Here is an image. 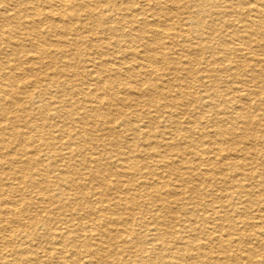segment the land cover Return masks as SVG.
I'll list each match as a JSON object with an SVG mask.
<instances>
[{
  "label": "bare ground",
  "instance_id": "bare-ground-1",
  "mask_svg": "<svg viewBox=\"0 0 264 264\" xmlns=\"http://www.w3.org/2000/svg\"><path fill=\"white\" fill-rule=\"evenodd\" d=\"M8 1L11 0H0V3L2 2L8 3ZM119 1L120 0H15L17 6L16 9L5 8L4 10H2L3 8L0 7V44H1L0 45V153L3 152L2 150H4V148H8L9 151L10 149H12V151L14 150L13 152L10 151L11 153L9 152V154L6 155L0 154V227H2V229L7 231L6 234L3 235L0 234V244H1L0 264H23L24 262L27 261L37 264L40 251L33 249L28 244L30 240L31 241L38 240L40 243L45 242L47 244V246L44 249L45 251L48 252V255L45 256L47 258V261L56 258V256H52V255H59V258L57 259L59 261H56L58 264H68L69 261H74V260L75 263L76 262L78 263V261H80L79 260L80 258L77 257V254H81L82 252L80 249L78 250L79 245L77 242L80 240L81 237H84V239L88 238V240L85 241V244H83L84 253L87 256H89L90 259L92 258H97L99 260L101 259L106 264L108 261L106 259V256L107 255L111 256V253H113L112 248H110L111 246L119 249L121 253L129 252L134 247L137 248L138 250H142V252L145 254L143 259H141V261L132 260L133 262L131 264H180L182 259L191 260L193 264H214V263L217 264L218 263L217 261L220 260L221 258H222L221 262H225V264H236V262H238L239 259L249 260L248 259L249 257L247 258L243 256L241 253L243 252L242 249H244V246L242 248L243 240L244 238L247 240L250 239L248 237L250 235L241 234L239 232L237 233L236 232L237 230H235L234 234L232 233L233 235H231L232 236L231 238H225L223 234H219V235L216 234V231L213 228L214 226L207 225L204 228V231L207 232V235H209V241L204 243V245L201 244L197 245L199 237L192 238V236L188 234V231L191 228L189 227V225L184 224L180 227L177 225L179 228L171 225V220L168 218V214L173 212L171 209L172 207L170 206L171 204L169 205L167 202L168 201L167 198L170 196V194L168 195V193H166L165 194L166 197H164V195L158 194L159 182L157 183L156 181L154 185V182H152L153 180L150 182V181H142L141 179L144 178V180L146 179L151 180L150 178L159 175V173L156 171L157 168L155 167L153 168L152 163L149 165L147 164L148 165L147 167L150 169L149 171L147 170L148 173H145L143 171L140 173L139 169L137 168L138 162L133 157V155H130L131 153L130 154L120 153L119 155H117V160H116L117 161L116 164L119 167V170L116 171L115 169L113 170L112 168H107V167L105 168L104 166H102L100 162L101 160L98 159L95 156V154L91 157L92 153L89 155L88 152L86 151L90 147L87 148V146H84L83 148V146L79 144L81 143V140L80 142L78 140V138L80 137L79 135L80 133H78L77 131L78 129H81V131H85L86 133H91V130L93 129H96L98 131L104 130L103 126L108 125L107 128L108 130H110L109 132L111 134L112 132L115 133V127L111 125V122H113L114 118L117 117L116 116L117 114H115V112L114 113L108 111L104 112L102 111L103 108H107V107L111 108V106L113 105L119 106L118 105L119 103L122 104L126 103L131 106V108L133 109L132 111L133 113L139 112L140 104L138 103V99H137L138 97L128 98L125 96H121L118 91H121L119 90L120 88L124 90H128L131 87L129 83L126 81L128 75L131 78L141 81V83L144 84L151 83V80L148 77V70L150 68H153L152 66L154 63L158 62L159 64V62L164 61V59L166 58L163 55V53L159 51L160 49L157 50L153 46L154 42H157L160 39V37L170 38L173 41H176L177 38L182 37L184 41H187V36L185 35L184 31L182 32L181 30L182 34H179L178 32L172 33V31H169V27H167V25L164 26L167 23H165L162 27L159 28L153 26L152 29L145 30L144 25H148L150 23L149 21H147L148 19L144 17L145 14H147L145 12L147 10H145V8L143 9L142 7H138L135 8L133 11L131 10L132 12L130 11V13H126L125 11L126 7L122 8L119 4L120 3ZM159 1H154L156 2V6L157 5L159 6L160 4ZM173 1L175 2V0ZM197 1H199V3L203 5L204 3L207 4L209 3L207 5L209 7L205 8V10L211 11V13L214 14L213 12H215V9L212 10V8L215 7L216 5L214 2H212L211 0H197ZM144 3H146V1L143 2L142 5ZM183 6L184 5H182V8ZM198 6H202V5H198ZM248 6L249 5L245 4L243 5L244 8L242 7L241 8L243 10L247 9L245 11L249 15L254 14L255 17L251 16L252 17L251 18L249 16L250 17L249 19L241 20L242 22L247 20L246 22H244V24L241 27L239 28L237 27L238 29L241 28L242 31H238L237 28L234 29L233 27L234 30H231L232 31L231 33L229 32L233 40L240 39L237 37L238 34L239 33L241 34L242 32L245 33L242 38H245V40H247L246 38H248L250 40L252 36V32H251L252 29L253 30L261 29L262 31L264 30V0L261 3H258L257 5L251 7ZM225 8L227 10L230 9L228 5H226ZM187 9L189 8L187 7ZM216 9L218 11L219 8ZM171 10H173L172 12L175 11L174 9ZM192 11L193 10L190 11V14H193ZM223 11H225V9ZM187 12H185L184 15H186ZM201 12L203 11H200V13ZM240 13L243 14L244 11L241 10ZM247 13L244 14L246 15ZM215 14L213 16H219ZM232 14L237 18L236 14L234 13ZM221 15L219 17H221ZM163 16H165L167 22V20L170 18L171 15L167 14ZM236 18H234V20ZM240 18H242V15ZM216 19L218 23V18ZM202 21H203L202 18L199 17L194 18L193 22L196 23L195 24L196 26L194 28L193 25L189 29V32L194 30V32L199 33L201 31L200 27L203 26ZM174 28L172 29L174 30ZM93 31L104 32L106 35L109 36L108 38L105 37L106 39H100L98 41L99 46L95 45L94 47L91 46L81 47V45H83L84 42L83 37L88 32L91 33ZM146 32L147 34L150 33L148 37H145L144 35V33ZM68 35H73V36L76 35L79 38L78 40L75 41L70 38L63 39V37H69ZM256 35L259 36L260 34H256ZM43 37L45 38L49 37V40H43L42 39ZM245 40L244 42L246 43ZM137 41L140 42L138 46H136L137 44H135V42ZM251 41H253V39L250 40L249 44H251ZM254 41L256 43L258 42L257 39L256 40L254 39ZM226 42L228 41L226 40ZM235 42L236 41H233L232 43ZM240 44L243 43L240 42ZM4 46L10 48L9 52H5V54H4V49H5ZM71 46L76 47L75 52H72L70 50ZM140 46L143 49L141 48L139 49ZM199 46L201 50H207V51L214 50V52H216L217 50L218 53H224V57L222 59H226L228 54L225 55V53H228V51L230 50L226 48V44L221 41L213 42V41L202 40V43H200ZM238 46H240L239 43ZM238 46L236 45L235 49H239ZM252 46L254 47V49L255 47L257 48L255 44H253ZM258 46L262 50H264V45L259 44ZM26 47H30V49H32L31 51L33 52L27 51ZM193 48L196 49L197 47H193ZM104 50L107 51V55H110L109 60L104 61L105 60L103 56L104 54L102 55V52H100ZM198 50L196 49V51ZM251 50H253V48ZM21 52H23V54ZM20 53L22 54L21 56H19ZM96 54L99 57H97ZM76 62L80 63L81 73L76 70L75 67V64H77ZM252 62L260 63V60L258 59L257 61H254L253 59ZM38 65H40V67ZM254 65L256 66V64ZM257 66L259 65L257 64ZM43 67H45L47 70H41L44 69ZM154 67L156 69V66ZM6 68H10V69L7 70ZM184 68L185 66H181V69ZM194 69H192L191 71H193ZM52 70L54 72H51ZM187 70L190 71V68H187ZM100 71L102 73L107 72L112 74V77L114 78V82H115L114 84L118 89L112 86V84L109 82L108 79H106V77L104 78L102 76H98L97 74ZM207 71L209 70L207 69ZM127 73L128 75L126 76V78H124L123 75H126ZM194 73L197 74L198 72H194ZM263 75H264V67H260V70L258 69V71L256 73H253V76L252 75L251 76L254 79H257L259 82L264 83ZM77 77H79L81 81L79 87L73 86L72 83L74 78L77 79ZM156 77L157 78L154 77L156 80L159 81L164 80L163 78L164 76L162 77V74L159 70H157L156 72ZM89 80H93L96 88L95 87L92 88L87 85L91 82ZM155 85L156 84L151 85L153 90L156 88ZM179 85L180 84H178V86ZM181 86L186 87L187 85L181 84ZM53 88H56L54 89L56 90L55 95L53 93H50L51 89ZM124 92L125 91H123V94ZM130 93L132 95V92ZM76 94H80L81 96H84L83 98L86 105V107L85 106L84 107L86 108V113H81L80 109H78L77 106L79 102L76 99ZM64 95L68 96L66 100L71 108H67L63 110L55 107L56 108L55 109L53 107L54 105L52 104V101H50L51 98L50 96H52V98L53 97L56 98V101L54 100L56 103L62 101ZM8 96L14 97L13 99L14 101L12 102L13 103L12 105L10 104L11 101L9 103L7 99ZM37 98H38V102L35 101ZM185 98L187 99V97ZM81 101L82 103L84 102L83 100ZM176 104L178 103L176 102ZM54 109L55 111H52ZM61 111H63V113H61ZM61 114L65 116L64 119H61L60 117ZM144 118L146 122H149V120L153 122L157 119V117H155V115L152 114L150 110L147 112V115ZM65 119H70L71 123L78 122L79 124L77 125L79 126L77 127L79 128L78 129L71 128L72 124L69 125V123L64 121ZM123 120L125 123H129V124L132 122L131 121L132 118H124ZM22 121L25 122L24 125L22 124ZM39 121L42 122V125L44 127H48L49 131H46L47 129L39 130L36 133L34 132L35 134L30 135L29 132L35 131L34 128L37 127L38 129V126L39 127L41 126V125L37 126V123ZM134 122L136 123L139 121L136 120ZM56 126L59 128L58 129L59 134H54L53 128ZM135 126L136 127L133 128L135 130V135L137 136L136 132L139 133L141 132L142 134L143 124L142 126L140 124L138 126V124L136 123ZM18 127H21L20 132L15 131L18 130ZM144 127H147L145 123H144ZM222 132L223 131H219V133L217 134L220 139H223L225 136L224 135L225 133L223 134ZM66 135H68L69 137V141L67 142V144L70 146V148H68L70 150L64 154L62 152L58 153L57 150H54L55 144L62 142V140H64V137ZM165 135H167V133ZM143 136L145 138H151L152 135L151 133L148 134L144 133ZM144 137L143 139H145ZM163 139L162 141H164ZM113 140L119 141L117 138ZM41 141L45 143L44 145L46 147L45 149L46 152L44 155L46 157L48 156L49 158L46 161L45 158H43L45 156L41 155L42 152ZM88 142H89L88 145L89 144L92 145V143L100 144L99 137L98 138L91 137L90 141ZM215 142L219 143V139H216ZM159 143L160 142L155 140L151 141V145L153 146L154 149L151 154L153 156H157V158L161 160V168H162L161 173L167 171L172 172V174H176V175L178 173L175 164L176 161L175 162L170 161V159L171 160L173 159L170 158L171 156L169 157L168 154H171L173 156L175 155L177 158H181L182 159L181 162L183 161V163H185L186 165L185 167L191 168L189 161L185 160L184 154L180 152L178 148L175 147L177 146L176 143L174 146H172L170 143V146H172V149L170 150L171 152H168L166 149L164 151L160 150V146H157ZM151 145L150 147H152ZM59 147H60L59 149L61 150V146ZM155 147H157L158 149H155ZM27 148H31V150H28ZM151 154L150 157L152 156ZM77 158H79L80 165L82 167L77 168L78 165L72 162L73 159H77ZM145 160H147V158ZM177 164H178V160H177ZM33 169L36 170V172L33 173L32 172ZM82 169H87L88 171L83 172ZM57 170H59V173L58 175L56 174L54 176V178L56 179L51 180L50 178H48L49 172H56ZM101 171L102 172L106 171L105 172L106 175L101 177L100 176V174L102 173ZM208 172L215 173L214 178L216 174L221 173L220 177L216 176L217 180L224 181L227 178L226 176L224 177L222 176L224 172L220 170V167H215L205 172L202 171L203 176L205 173ZM35 173L39 175L40 178L35 177L36 176ZM184 174L182 173L179 175L178 173V175L181 177L180 181L183 183L178 186L173 184V187L171 189V191L173 190L175 192L174 193L175 197L180 195V193H182L181 190L188 191L189 193L190 192L193 193L195 190L193 187L187 185V182L185 181H188L189 179H187ZM196 174L200 175L201 173H196ZM183 176L187 180L184 179ZM205 176L204 178H207V176L206 177ZM123 177H125V179ZM187 177H189V175ZM97 178H100V184L103 192L98 191L100 197V201H98L99 204H97L96 201L95 203L93 202L91 205L89 204L86 197L84 196L80 197L78 195V189L81 188V185H84V186H88V188L92 191L93 190L92 181L96 180ZM78 179L86 180V183L78 182ZM110 179H112V181L114 182L113 188L111 186L112 181ZM87 180L89 181L87 182ZM160 184H163V187L166 188L170 187V183L161 182ZM226 188L227 187L225 186L224 190H226ZM22 189L27 192L31 190L35 193L33 198L32 197L29 198L28 195L29 192L28 193L25 192L28 195V199H30V202L28 203L25 202L23 206L22 204H20L21 202L18 199L19 197L18 194L22 191ZM109 194L110 195L118 194V196L115 195L116 197H113V199L115 198L113 201H111V199L109 200V198L108 200H106L107 199L106 196L108 197ZM171 197H173V195H171ZM178 198H174L173 203L180 206V207L177 206L178 209H181L186 213H190L191 212L189 211L191 209L189 207L190 203L181 202L182 204L179 205ZM72 200H74V202H72ZM184 201L185 200H183V202ZM36 202L37 203L39 202L38 204H40V207L38 206L37 207L40 208L42 211L46 212V214L41 215V217L39 216L40 214L36 213L35 211V210L38 211V209L33 210L34 209L33 207L35 206V204H37ZM194 205L197 204L194 203ZM216 206L217 205H214L215 209H218L220 207V206L219 207ZM248 208L249 207H247V209ZM138 209L140 211H136ZM66 211H69L70 214L66 215L64 213ZM80 211L81 212L84 211L85 214H88L89 218L92 217L91 215L94 213L99 214L98 215L99 217L95 214V218L98 217L96 218L95 223L93 225H88L90 223L84 222V220L82 222L81 219H83V216L81 215ZM215 211H220V209ZM103 212L104 214H102ZM185 212L184 214H186ZM225 212L226 211L224 210V213ZM227 216L228 215L222 214V216H220V220L224 221L225 218L227 219ZM202 219H204V217ZM181 222H183V220ZM59 223L60 225H58ZM4 224L6 225V227H3ZM203 224L206 225V223ZM85 228L88 229L87 231H89L90 234L80 233L81 230ZM201 233H203V230ZM93 239L96 240L95 248L90 247V240ZM227 241H229L230 243L225 245L224 242ZM211 242H219L221 243V245H224V247L223 246L221 248L219 247L220 252L223 254V256L221 258L219 257V259L217 260L213 258L211 253V248H209ZM80 245L82 246V244ZM233 246H237V248L239 249L238 254L237 253L233 255L227 254L228 251L233 250L232 249L234 248ZM40 247H43V245H40ZM240 251L242 252L240 253ZM245 251H246L245 253H248V251L250 252V249L249 248L245 249ZM90 259L88 263H91ZM208 259H209V263L206 262ZM119 264H124V262L122 263L120 262Z\"/></svg>",
  "mask_w": 264,
  "mask_h": 264
},
{
  "label": "rangeland",
  "instance_id": "rangeland-1",
  "mask_svg": "<svg viewBox=\"0 0 264 264\" xmlns=\"http://www.w3.org/2000/svg\"><path fill=\"white\" fill-rule=\"evenodd\" d=\"M145 1L148 4L144 3L142 5V3ZM154 1H159V0H153V1L152 0H129V1L128 0H126V1L120 0L119 1L120 3L119 2L118 3L120 4V6L122 8L126 7V10H125L126 13H130L131 10L133 11L135 8H138V7H142L143 9L145 8V10H147V11H145L147 14H145L144 17H146V19H148L147 21L150 22V23L148 22L149 23L148 25H144L145 30H150L153 28V26L156 28H159V27H162L165 23H167L164 26L167 25V27H169V31H172V33L178 32L179 34H182L181 30H182V32L184 31L185 35L187 36V41H184L182 37L177 38L178 40L176 39V41H173L170 38H164V37L161 38L160 37L161 40L159 39L157 42L153 43V46L157 50L160 49L159 51L162 52L166 58L164 57L165 58L164 61L159 62V64H158V62L154 63L152 66L153 68H150L148 70V77L150 78L151 83H146V84L141 83V81L129 77L128 73L126 75H123L124 78H126V76L128 75L126 78L127 80L126 79H124V80H126L131 87L128 89L129 91L120 88L119 90H121V91H118V92L120 93L121 96H125L128 98L129 97H131V98H133V97L137 98L138 97L137 98L138 103L140 104L139 109L141 110V111L139 110L140 113L139 112L133 113L132 112L133 109L131 108V106L129 104H126V103L125 104L119 103L118 104L119 106L113 105V106H111V108L107 107L108 109L103 108L102 111H104V112H107V111L112 112V113L115 112V114H117L116 116L118 118L117 117L114 118L113 122H111V125L115 127V133L112 132V134L109 132L110 130H108V128H107L108 125L103 126L104 130L98 131L96 129H93V130H91V133H86L85 131H81V129H78L79 128V127H77V126H79V125H77V124H79L78 122L71 123L70 119H65L64 121L69 123V125L72 124L71 128L78 129L77 131H78V133H80L79 134L80 137L78 138V140H79V142L81 140V143H79V144L82 145L83 148H84V146H87V148L90 147L86 150L88 152V154L90 155L92 153L91 157L95 154V156L101 160L100 161L101 165L104 166L105 168L106 167L112 168L113 170L115 169L116 171L119 170V167L116 164V162H117L116 160H117V155H119L120 153H123V154H125V153L130 154L131 153L130 155H133V157L138 162L137 168L139 169L140 173L142 171L145 173H148V171L150 169L147 166L152 163L153 168L154 167L157 168L156 171L159 173V175H156V176L150 178L151 180H147V179L144 180V178H141L142 181H150L151 182L153 180L152 182H154V185L157 181V183L159 182V184H158L159 193L158 194L164 195V197H166V195H165L166 193H168V195L170 194V196L167 198V200H168L167 202L169 205L171 204L170 206L172 207L171 209L173 212V213L168 214V218L171 220V225H173L177 228H179L180 226H182L184 224L189 225V227H191V228L188 231V234L190 236H192V238L193 237H199L198 242H200V243L197 242V245H199V244L204 245V243L209 241V235H207V232L204 231V228L207 225L214 226L213 228L216 231V234L217 235L223 234L225 238H231L232 237L231 235H233L235 230H237L236 231L237 233L239 232L241 234L250 235V236H248L250 239L247 240L244 238L243 245H242V248L244 246V249H242L243 252L240 251V253L242 252L241 254L243 256H245L247 258L249 257L248 258L249 260H246V259L240 260L239 259V261L236 262V264H251V263L252 264H264V224H263L264 223V86H263L264 83L259 82L257 79H254L252 77L253 73H256L258 71V69L260 70V67H264V50H262L258 46L259 44L264 45L263 44L264 43V35H263L264 30L263 31L261 29H254V30L252 29L251 30V32H252L251 39H253V41H251V44H249L251 39L249 40L248 38H246L247 40H245V38H242L243 35L245 34L243 32L241 34L239 33L238 37H237V38H240L241 40L240 39H238V40L234 39L233 40L231 38V35H230V33L232 32L231 30H234L237 27L238 28L241 27L244 24V22L247 21V20H245L242 22L241 20L249 19L251 16L255 17L254 14L249 15L245 11L247 9L243 10L242 9V8H244L243 5L247 4L251 7V6L257 5L258 3H261L263 0L262 1L261 0H253V1L252 0H238V1L237 0H221V1L220 0H211L212 2H214L216 4L215 7L212 8V10L215 9V12H213V13L214 14L216 13L215 15H219V16L222 14L221 17L213 16L214 14H212L211 11L205 10V8L209 7V6H207L209 3L208 4L204 3V5H203V4H200L199 1H197V0H175V2L173 0H162V1L160 0L159 6L157 5L159 8L161 7L160 10L156 6V2H154ZM178 1H180V2H178ZM245 1L246 2L248 1L249 4H248V2L246 3ZM162 2H163V4H162ZM167 2H168V4H167ZM13 4H15V5H13ZM145 5H147V6H145ZM169 5H170V7H169ZM182 5H184L183 8H182ZM198 5H202V6H198ZM226 5H228L230 7V9L227 10L225 8ZM165 6H167V7H165ZM0 7L3 8L2 10H4L5 8L6 9H8V8L9 9H12V8L16 9L17 6L15 3V0H11V1H8V3H3V2L0 3ZM187 7L189 9H187ZM236 7H238V8H236ZM166 8H168V9H166ZM170 8L174 9L175 11L172 12L173 10H171ZM216 8H219L218 11ZM224 9H225V11H223ZM191 10H193L192 11L193 14H190ZM241 10L247 14L246 15L244 13L241 14L240 13ZM196 11H199V12H196ZM200 11H203V12L200 13ZM221 11H223L224 13ZM235 11H236V13H235ZM168 12H170V13H168ZM185 12H187L186 15H184ZM231 12L236 14L237 18L235 16H233V14ZM167 14H170L171 16L166 22V18L163 15H167ZM228 15L231 17H229ZM241 15H242V18H240ZM196 17L202 18V20L205 23L202 21L203 26L200 27L201 31L199 33L194 32V30H192L193 32L192 31L189 32V29L193 25H194V28L196 26L195 25L196 23L193 22V19ZM216 18H218L219 24L217 23ZM234 18L239 19V20H236V19L234 20ZM163 19L165 20V22ZM221 19H223V20H221ZM232 20H233V22H232ZM160 21H161V23H160ZM239 22H241V23H239ZM152 23H154L155 25ZM207 24H208V26H207ZM216 25H218L220 28ZM227 25H229V26H227ZM230 25L232 28L230 27ZM233 27H234V29H233ZM172 28H174V30ZM238 28H237L238 31H242L241 28L240 29H238ZM222 31H224V32H222ZM256 34H260V35L257 36ZM144 35H145V37H148L150 35V33L147 34V32H146V33H144ZM68 36L69 37H63V39L70 38V39L75 41V40H78V38H79L76 35H74V36L68 35ZM108 36L109 35H106L104 32H100V31H93L91 33L88 32L83 37L84 42L85 41L86 42L85 43L83 42V45H81V47L82 46L94 47L95 45L99 46L98 41L100 39H106V38H108ZM259 38H261V39H259ZM42 39L43 40H49V37H46V38L43 37ZM61 39H62V37H61ZM254 39L255 40L257 39L258 42L256 43L254 41ZM202 40L213 41V42H219V41L224 42L226 44V48L230 49L228 51V53H225V55L228 54L226 59H222L224 57V53H218L217 50H216V52H214V50H209V51L201 50L199 48L200 47L199 44L202 43ZM226 40L228 42H226ZM244 40L246 41V43L244 42ZM181 41H182V43H181ZM233 41H236V42L232 43ZM240 42L243 44H240ZM238 43L240 46H238ZM135 44H137L136 46H138L140 44V42L137 41V42H135ZM235 44L238 46V48L240 50L235 49V47H236ZM253 44H255V46H257V48L255 47L256 50L252 46ZM155 45H157L158 47ZM180 46H182V47H180ZM193 47H197L196 49L197 50L200 49V50L196 51V49H194ZM251 47L253 48V50H251L252 49ZM4 48H5L4 54H5V52H9V49H10L9 47L4 46ZM140 48L143 49L141 46L139 47V49ZM26 50L33 52V51H31L32 49H30V47H26ZM70 50L72 52H75L76 47L71 46ZM92 51H94V50H92ZM104 51H100V52H102V55L104 54L103 55L104 59H105L104 61L109 60L110 55H107V51H105V52ZM21 53L23 54V52H21ZM21 53L19 56L22 55ZM95 53H96V50H95ZM4 54H2V55H4ZM184 54H185V56H184ZM209 55H211V56H209ZM96 56L99 57L97 54H96ZM76 59H78V58H76ZM212 59H214V60H212ZM253 59H254V61H257L259 59L260 63L259 62H257V63L252 62ZM187 60H189V61H187ZM254 64H256V66ZM257 64L259 66H257ZM38 66L40 67V65H38ZM154 66H156V69ZM181 66H185V68L181 69ZM75 67H76V70L81 73L80 63L75 64ZM194 67H195V69H194ZM217 67H219V68H217ZM43 68L44 69H41V70H47L45 67H43ZM187 68H190V71H188ZM227 68H229L231 71ZM6 69L8 70L10 68H6ZM192 69H194V70L191 71ZM207 69L209 71H207ZM157 70H159L161 72L162 77L164 76L163 77L164 80L159 81V80L155 79V78H157L156 77ZM205 70H206V72H205ZM213 70L215 71V73ZM51 72H54V71L52 70ZM194 72H198V73L195 74ZM97 75L102 76L104 78L106 77V79L109 80V82L112 84V86H114L116 88L112 74L107 73V72L102 73L100 71ZM153 75L155 78L153 77ZM263 78H264V75H263ZM166 80H168V81H166ZM89 81H91V82L87 85L92 87V88H94V87L96 88L93 80H89ZM155 81H157V82H155ZM163 81H164V83H163ZM80 82L81 81H80L79 77H77V79L74 78V80L72 81L73 86H75V87H79ZM183 83L187 86L186 87L181 86V84L184 85ZM152 84H156L155 85L156 88L154 90L151 87ZM178 84H180V85L178 86ZM182 87H183V89H182ZM138 88H140V89H138ZM164 88H167V89H164ZM186 88L189 90H187ZM54 89H56V88L51 89L50 93H53L55 95L56 90H54ZM116 89H118V88H116ZM123 91H125L124 92V94L126 93L125 95L123 94ZM130 92H132V95ZM178 93H180V94H178ZM184 94H186L188 96H186ZM50 97H51L50 101H52L54 108L57 107V108H60L63 110L67 109V108H71L69 106V103L66 100L68 98V96L64 95L62 101H60L61 104H60V102H56V103H58V104H56L55 103L56 98H54V97L52 98V96H50ZM83 97L84 96H81L80 94H76V99L79 102L77 107H78V109H80L81 113H86V108H85L86 105H85V101H84ZM185 97H187V99ZM7 99L9 101V103L11 101L10 104L12 105L13 104L12 102L14 101L13 100L14 97L8 96ZM81 100H83L84 102L82 103ZM35 101L38 102V98ZM175 101L178 104H176ZM189 101H190V103H189ZM185 105H186V107H185ZM79 106H80V108H79ZM55 109L52 111H55ZM148 109L152 112V114L155 115V117H157V119L153 122L150 120H149V122L145 121L144 117L147 115V112L149 111ZM61 113H63V111H61ZM166 115H167L168 119H167ZM60 117H61V119L65 118V116H63V114H61ZM124 118H132L131 121L133 123L132 122H131L132 124L131 123L130 124L125 123L123 120ZM141 118H144V119H141ZM136 120L139 121V122H136L138 124V126H139V124L141 126L143 124L142 134H141V132L140 133L136 132L137 136L135 135V130L133 129L134 127H136L135 126L136 123L134 122ZM256 120H258V121H256ZM142 122H144L147 127H144V123H142ZM22 124L24 125L25 122L22 121ZM38 125H41V126L39 127ZM37 126H38V129H37V127L34 128L35 131L29 132L30 135L35 134L39 130H46L47 129L46 131H49L48 130L49 128L44 127L42 125V122H40V121L37 123ZM173 128H174V130H173ZM53 129H54V134H59L58 133L59 128L57 126L54 127ZM262 129H263V131H262ZM20 130H21V127H18V130H15V131L20 132ZM219 131H223L222 132L223 134L225 133L224 134L225 136L223 139H220L218 137L217 134L219 133ZM144 133L145 134L151 133V135H152L151 138H145L143 136ZM159 133H161V134H159ZM166 133H167V135H165ZM100 134H101V136H100ZM239 134H241V135H239ZM62 136H64V135H62ZM94 136H96V137H94ZM158 136H160V137H158ZM86 137H87V139H86ZM91 137L92 138H98L99 137L100 144L99 143L98 144L92 143V145H90V144L88 145V143H89L88 141H90ZM143 137L145 139H143ZM115 138H117L119 141L113 140ZM131 138H132V140H131ZM150 139H151V141L155 140V141L160 142L157 145V146H160V150L164 151L166 149L168 152H171L170 150L172 149V146H174L176 143L177 146H175V147L178 148L180 150V152H182L184 154V158H185V160L189 161L191 168H186L185 163H183V161L181 162V160H182L181 158H177L175 155L173 156L171 154H168V156L169 157L171 156L170 158L173 159V160L170 159V161H172V162L176 161L175 162L176 167H177L176 169L178 170L179 175L182 173L183 174L185 173L184 174L185 177L187 179H189L188 181H185V182H187V185H189L195 189L193 193H191V192L189 193L188 191H185V190H184L185 191L184 192L183 190H181L182 193H180V195H178L176 197L174 196L175 192L173 190L171 191V189L173 187V184L178 186V185H181L183 183L180 181L181 177L178 175V173H177L178 176L176 174H172V172H168V171L167 172L163 171L164 173H161L162 172L161 160H159V158H157V156H153L151 154L154 149H153V146L151 145ZM162 139L164 141H162ZM216 139H219V143L215 142ZM68 141H69V137H68V135H66L64 137V140H62V142L55 144L54 150H57L58 153L59 152H62L63 154L67 153L70 150V149H68V148H70V146L67 144ZM113 141H114V143H113ZM41 143H42L41 155H44L46 152L45 151L46 147L44 145L45 143H43L42 141H41ZM170 143L172 146H170ZM150 145L152 147H150ZM59 146H61V150L59 149L60 148ZM66 147L68 150L66 149ZM27 149L31 150V148H27ZM63 149H66V150H63ZM155 149H158V148L155 147ZM2 151L3 152H1L0 154L6 155V154H9L10 151L13 152L14 150L12 151V149H10V151H9L8 148H4V150H2ZM150 154L152 155L151 157H150ZM19 156H21V155H19ZM24 158H26V157H24ZM43 158H45V161L49 159L48 156L47 157L45 156ZM146 158H147V160H145ZM18 160H19V158H18ZM177 160H178V164H177ZM72 162L74 164L78 165L77 168L82 167L80 165L79 158L73 159ZM140 162H141V164H140ZM21 163H19V164H21ZM215 167H220V170L222 172H224L222 176L227 177L224 181L216 179L218 176L219 177L221 176V173L216 174L215 178H214L215 173H209L208 172V173L204 174V176L206 175L207 178H204L202 171L205 172V171H208V170L215 168ZM82 171L87 172L88 170L82 169ZM32 172L34 173V172H36V170L33 169ZM105 172H102L103 175L101 173L100 176L101 177L105 176L106 175ZM58 173H59V170H57L56 172H49L50 176L48 175V178H50L51 180L52 179L54 180V179H56V178H54V176L56 174L58 175ZM196 173H201V174L197 175ZM188 175H189V177H187ZM192 176L195 178H193ZM201 176L203 177V180H202ZM35 177L40 178V176L37 174ZM185 177H184V179H186ZM123 178L125 179V177H123ZM160 178H161V180H160ZM76 180H77V178H76ZM110 180L112 181V179H110ZM88 181L89 180H87V182ZM111 181H109V182H111ZM193 181H195V182H193ZM78 182L86 183V180L78 179ZM161 182L170 183V187H167V188L163 187V184H160ZM92 183H93L92 184V189H93L92 191L88 188V186L81 185V188L78 189V195L80 197H83V196L86 197L89 204H91V205L93 202L95 203L96 201H97V204H99L98 201H100V197H99L98 191L103 192L101 184H100V178L93 180ZM111 186H112V188L114 187L113 181L111 182ZM225 186L227 187L226 190H224ZM229 187H230V189H229ZM25 192L26 193L29 192L28 193L29 198L30 197L33 198L34 194H35L31 190L27 192V191L22 189V191L18 194L19 197L17 196L18 199L20 200V202H21L20 204H22V206L25 204V202L26 203L30 202V199H28V195ZM238 192H239V194H238ZM221 193H223V194H221ZM115 195L116 194H114V195L109 194L108 197L106 196V198H107L106 200H108V198H109V200L111 199V201H113L115 199V198L113 199V197L118 196V194L116 196ZM171 195H173V197H171ZM250 195H251V197H250ZM95 196H96V198H95ZM137 198H138V196H137ZM174 198L179 199V201H178L179 205H181L182 203H190L189 207L191 209L189 208L190 209L189 211H191L190 212L191 214L186 213L185 211H182L181 209H178V207H180V206L173 203ZM182 199L185 201L183 202ZM212 201H213V203H212ZM72 202H74V200H72ZM191 202H192V205L194 207L191 205ZM193 202L195 204H197L198 206L194 205ZM38 203L35 204V206L33 205L34 206L33 210L38 209V211L37 210H35V211H36V213H39L40 214L39 216L41 217V215L46 214V212L42 211L40 208H38V207H40V204H38ZM207 205H208V207H207ZM214 205H217L218 207L220 206L218 208V209H220V211H215L218 209H215ZM52 206H51V208H52ZM225 206H226V208H225ZM192 207H193V209H192ZM247 207H249V208L247 209ZM223 209L226 211L225 213H224ZM179 210H181V211H179ZM136 211H140V210L138 209ZM184 212L186 214H184ZM64 213L66 215L70 214L69 211H66ZM80 213L83 216V219H81L82 222L84 220V222L90 223V224L87 223L88 225H93L95 223L96 218L99 217L98 216L99 214H96V213L92 214L91 215L92 217H90V218H89L88 214H85L84 211H82V212L80 211ZM82 213H84V214H82ZM220 213H222L223 215H228L227 216L228 220L226 218H225L226 220L224 219V221L220 220V216H222V214H220ZM95 214L98 217L95 218ZM102 214H104V212ZM177 214H180V215H177ZM247 216H248V218H247ZM174 217H176V218H174ZM203 217H204V219H202ZM206 217H207V219H206ZM209 217H211V218H209ZM199 218H201V219H199ZM231 219H232V221H231ZM182 220H183V222H181ZM176 222H178V223H176ZM203 223H206V225ZM58 225H60V223ZM199 226H201V227H199ZM3 227H6V225L4 224ZM238 229H239V231H238ZM87 230L88 229L85 228V229L81 230L80 233L90 234V232ZM202 230H203V233H201ZM40 231H42V230H40ZM6 233H7V231H5L4 229H2V227H0V234L3 235ZM246 235H245V237H246ZM87 240H88V238L84 239V237H81L80 240L77 242L79 245L78 250L80 249L82 252V253L80 252L81 254H77V257L80 258L79 259L80 261H78V263L77 262L75 263V260L69 261L68 264H86V263L87 264H106L101 259L100 260L97 258L90 259L89 256H87L84 253L83 244H85V241H87ZM258 240H260V241H258ZM229 241L224 242V244L225 245L229 244L230 243ZM95 242H96V240H94V239L90 240V247L95 248V246H96ZM28 244L33 249L40 251V253H39L40 259L38 258L37 264H41V263L42 264H48V263L49 264H58L56 261H59V260H57L59 258V255H52V256H56V258H54L53 260L50 259V261H47V258L45 256L48 255V252L44 250L45 247L47 246V244L45 242L40 243L38 240H35V241L30 240V242H28ZM39 244L43 245V247H40ZM80 244H82V246ZM222 246L224 247V245H221V243H219V242H211L210 243L209 248H211V253H212V256L215 260H217V259H219V257L221 258L223 256V254L220 252V248ZM233 247H234V248H232L233 250L228 251L227 254H229V255L230 254L233 255L236 253L238 254L239 249L237 248V246H233ZM110 248H112L113 253H111V256H108V255L106 256V259L108 260L107 264H119L120 262L121 263L124 262V264H131L133 261H141V259H143L144 255H145L142 252V250H138L135 247L131 251L126 252V253H121L119 251V249H117L116 247L111 246ZM248 248L250 249V252L248 251V253H245L247 251V250L245 251V249H248ZM134 250H135V252H134ZM233 251H235V252H233ZM249 253H251V254H249ZM43 255H44V257H43ZM65 256H67V255H65ZM89 259L91 260V263H88ZM221 259L217 261L218 262L217 264H225V262H221ZM206 262L209 263V259ZM23 264H34V263L27 261V262H24ZM180 264H193V263L191 262V260L182 259Z\"/></svg>",
  "mask_w": 264,
  "mask_h": 264
}]
</instances>
